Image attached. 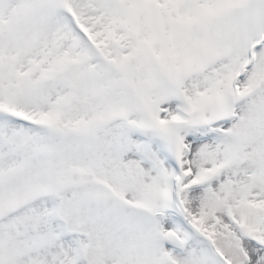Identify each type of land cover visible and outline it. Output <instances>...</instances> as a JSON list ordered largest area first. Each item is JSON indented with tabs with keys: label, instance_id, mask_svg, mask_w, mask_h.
Instances as JSON below:
<instances>
[{
	"label": "snow or ice",
	"instance_id": "obj_1",
	"mask_svg": "<svg viewBox=\"0 0 264 264\" xmlns=\"http://www.w3.org/2000/svg\"><path fill=\"white\" fill-rule=\"evenodd\" d=\"M0 264H264V0H0Z\"/></svg>",
	"mask_w": 264,
	"mask_h": 264
}]
</instances>
